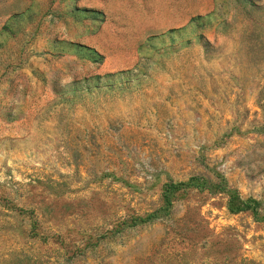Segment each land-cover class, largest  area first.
Listing matches in <instances>:
<instances>
[{"label": "rangeland", "instance_id": "obj_1", "mask_svg": "<svg viewBox=\"0 0 264 264\" xmlns=\"http://www.w3.org/2000/svg\"><path fill=\"white\" fill-rule=\"evenodd\" d=\"M0 264H264V0H0Z\"/></svg>", "mask_w": 264, "mask_h": 264}]
</instances>
